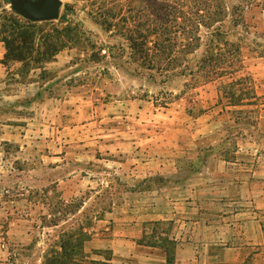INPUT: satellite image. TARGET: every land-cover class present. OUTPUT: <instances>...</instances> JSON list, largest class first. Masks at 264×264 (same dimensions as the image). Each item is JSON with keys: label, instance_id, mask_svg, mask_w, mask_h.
I'll return each mask as SVG.
<instances>
[{"label": "crops", "instance_id": "crops-1", "mask_svg": "<svg viewBox=\"0 0 264 264\" xmlns=\"http://www.w3.org/2000/svg\"><path fill=\"white\" fill-rule=\"evenodd\" d=\"M255 1L244 19L264 31V0ZM7 54L0 38V222H10L8 232L25 252L40 248L25 253L24 264H48L41 237L61 226L46 223L58 215L55 201L80 199V213L101 200L117 173L134 183V193L122 206L96 212L84 229L82 256L70 263L264 264V163L254 168L247 143L221 144L220 113L190 116L184 129L164 131L161 142L148 131L142 146L143 122L153 116L141 100L116 90L121 79L103 74L104 61L74 49L43 61ZM255 64L245 71L264 88L257 75L264 65ZM4 187L17 191L7 196Z\"/></svg>", "mask_w": 264, "mask_h": 264}, {"label": "rangeland", "instance_id": "rangeland-1", "mask_svg": "<svg viewBox=\"0 0 264 264\" xmlns=\"http://www.w3.org/2000/svg\"><path fill=\"white\" fill-rule=\"evenodd\" d=\"M61 1L63 3L59 18L35 21L17 11L11 0H0V38L11 37L13 32L17 33L19 30L27 31L33 36V43H29L25 49H34L35 55L74 49L79 55L104 61V69H101L103 74L112 73L121 79L118 81L120 88L117 86L116 90H123L121 94L128 100H141L142 111L153 116L152 122H143L142 146L148 144V131L156 133L161 142L164 131L170 128L184 129L190 116L215 112L222 115L220 124L224 135L221 144L234 146L238 142L247 143L251 146L249 148L254 168L264 163V88L257 86L259 81H254L255 76L247 73L248 70L245 71L247 66L251 67L257 61L256 66L264 65V31L253 30L244 19L246 6L256 2L255 0H225L229 9L228 17L223 24L218 25L230 41L241 43L243 48L241 62H237L234 67L240 70L233 80L228 76L215 77L210 69H197L196 65L209 56L213 36L208 30L203 32L202 47L188 58V62L174 69H151L139 57H135L130 48L127 23L124 22L127 7L123 0ZM130 23L131 28L136 26L131 20ZM108 66H114L117 70ZM257 75L259 80H263V74ZM232 81H242V84L230 86ZM251 81L254 88L256 82L257 97L250 92ZM229 91L235 92L234 97L228 94ZM174 117L177 119L173 127L171 119ZM198 165V161L189 163L191 173L198 170ZM118 174H110L113 182L103 187L101 200L95 199L89 205H84L85 209L80 213L79 210L83 207L80 199L71 204L55 201L58 215L46 223L60 222L61 226L56 231H47L41 237L49 248L48 264H55L56 260L53 258L57 259L62 252L48 256L51 251L57 252L62 246L66 247L67 252L75 247L73 254L80 258L81 245L89 236L84 229L94 223L96 212L113 207L115 202L122 206L132 196L136 186L128 180L122 181V176L119 177ZM157 182L165 185L163 175L157 177ZM16 191L17 189L4 187L1 192L12 196ZM73 212L78 215L73 217ZM9 224V221L0 222L3 250L0 249V260L6 262L7 258H16L20 260V264H24L25 253L34 256L33 254L40 252V248L34 246L31 248L32 252H25V244L15 243L12 234L8 232ZM64 260L65 264H72L69 258Z\"/></svg>", "mask_w": 264, "mask_h": 264}, {"label": "trees", "instance_id": "trees-1", "mask_svg": "<svg viewBox=\"0 0 264 264\" xmlns=\"http://www.w3.org/2000/svg\"><path fill=\"white\" fill-rule=\"evenodd\" d=\"M127 7V39L135 57H139L151 69H174L188 62L201 47L203 32L208 30L213 36L209 47V56L196 65L197 69H210L215 77H233L238 73L235 64L241 62V43L230 41L220 28L228 17L225 0H123ZM131 22L136 26L131 28ZM15 26L13 22L12 27ZM7 31V30H6ZM12 59L26 60L29 57L38 61L51 59L58 51L34 54L27 45L33 43V36L21 31L2 38ZM32 41V42H31ZM28 50V51H26ZM240 57V58H239ZM242 69V66L240 67ZM214 80V79H213ZM253 80V79H251ZM233 84V85H232ZM242 84L232 81L230 86ZM250 92L257 97L251 81ZM228 94L234 97L235 92ZM231 105H238L231 103ZM67 252L62 246L58 264L73 258L74 249Z\"/></svg>", "mask_w": 264, "mask_h": 264}, {"label": "water", "instance_id": "water-1", "mask_svg": "<svg viewBox=\"0 0 264 264\" xmlns=\"http://www.w3.org/2000/svg\"><path fill=\"white\" fill-rule=\"evenodd\" d=\"M13 7L35 21L52 20L60 17L61 0H11Z\"/></svg>", "mask_w": 264, "mask_h": 264}]
</instances>
